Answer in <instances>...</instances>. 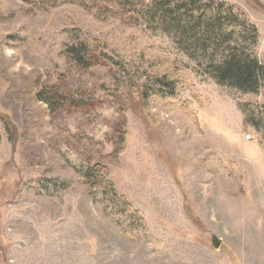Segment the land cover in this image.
Masks as SVG:
<instances>
[{
  "label": "rangeland",
  "instance_id": "rangeland-1",
  "mask_svg": "<svg viewBox=\"0 0 264 264\" xmlns=\"http://www.w3.org/2000/svg\"><path fill=\"white\" fill-rule=\"evenodd\" d=\"M226 1L258 28L264 63V0ZM66 10L90 69L59 51ZM134 20L112 1L0 0V264H264V132L244 111L264 90L220 86ZM166 59L189 67L172 104L112 88L122 63L140 76ZM96 163L155 244L125 236L93 200L77 171Z\"/></svg>",
  "mask_w": 264,
  "mask_h": 264
},
{
  "label": "trees",
  "instance_id": "trees-1",
  "mask_svg": "<svg viewBox=\"0 0 264 264\" xmlns=\"http://www.w3.org/2000/svg\"><path fill=\"white\" fill-rule=\"evenodd\" d=\"M43 1L51 4L56 0ZM101 1L114 2L131 18L141 21L139 24L146 29L171 38L179 50L220 86L251 95H259L264 90V63L256 54L259 43L258 28L237 13L226 0ZM65 13L69 24L60 30L65 40L62 41L59 51L75 65L90 69L94 63H90V43L80 27V18L75 12L66 10ZM134 14L137 18L133 17ZM122 64L120 67L126 72L125 81L118 77L112 88L116 94L119 91L137 92L145 103L152 97L168 102L175 101L177 87L181 81L180 73L187 75L189 69L188 66H181L176 60L166 59L153 64V73L143 72L139 76L137 70L128 62ZM109 89L110 87H103L105 91ZM35 96L49 103L41 91H37ZM115 101L123 108L118 96ZM180 106L188 108L184 103ZM244 111L248 123L256 131L264 132V105L254 103ZM4 122L8 130L14 128L8 119H4ZM121 141L126 142V129L122 132ZM77 173L88 192L93 195V200L103 207L105 216L121 233L135 238L137 231L141 230L146 236L147 244L156 243L147 234L144 216L133 208L126 196L117 191L105 164L89 165ZM127 214L131 215L133 221L125 224L124 216Z\"/></svg>",
  "mask_w": 264,
  "mask_h": 264
},
{
  "label": "water",
  "instance_id": "water-1",
  "mask_svg": "<svg viewBox=\"0 0 264 264\" xmlns=\"http://www.w3.org/2000/svg\"><path fill=\"white\" fill-rule=\"evenodd\" d=\"M213 243H214V246L216 247V248H220V246H221V240L220 239H218V238H216V237H214V239H213Z\"/></svg>",
  "mask_w": 264,
  "mask_h": 264
},
{
  "label": "built area",
  "instance_id": "built-area-1",
  "mask_svg": "<svg viewBox=\"0 0 264 264\" xmlns=\"http://www.w3.org/2000/svg\"><path fill=\"white\" fill-rule=\"evenodd\" d=\"M249 137H251V135Z\"/></svg>",
  "mask_w": 264,
  "mask_h": 264
}]
</instances>
